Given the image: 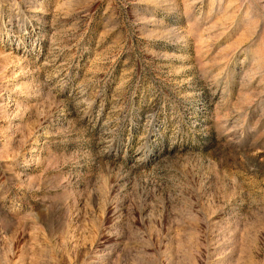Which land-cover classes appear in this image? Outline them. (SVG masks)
<instances>
[{"label":"rangeland","instance_id":"1","mask_svg":"<svg viewBox=\"0 0 264 264\" xmlns=\"http://www.w3.org/2000/svg\"><path fill=\"white\" fill-rule=\"evenodd\" d=\"M0 264H264V0H0Z\"/></svg>","mask_w":264,"mask_h":264}]
</instances>
